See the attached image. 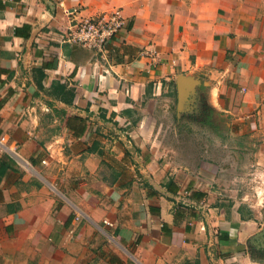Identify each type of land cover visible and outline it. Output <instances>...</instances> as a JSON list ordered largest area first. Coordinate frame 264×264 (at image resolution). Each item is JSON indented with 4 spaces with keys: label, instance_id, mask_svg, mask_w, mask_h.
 <instances>
[{
    "label": "crops",
    "instance_id": "crops-1",
    "mask_svg": "<svg viewBox=\"0 0 264 264\" xmlns=\"http://www.w3.org/2000/svg\"><path fill=\"white\" fill-rule=\"evenodd\" d=\"M204 90L230 166L164 127ZM0 134V264H264V0H0Z\"/></svg>",
    "mask_w": 264,
    "mask_h": 264
},
{
    "label": "built area",
    "instance_id": "built-area-1",
    "mask_svg": "<svg viewBox=\"0 0 264 264\" xmlns=\"http://www.w3.org/2000/svg\"><path fill=\"white\" fill-rule=\"evenodd\" d=\"M125 25L126 20L121 8H115L109 13L75 20L68 27L63 39L97 51H105ZM0 152L8 153L22 166L27 164L20 153L19 145L10 146L5 134H0ZM43 163H46V160H43Z\"/></svg>",
    "mask_w": 264,
    "mask_h": 264
},
{
    "label": "rangeland",
    "instance_id": "rangeland-1",
    "mask_svg": "<svg viewBox=\"0 0 264 264\" xmlns=\"http://www.w3.org/2000/svg\"><path fill=\"white\" fill-rule=\"evenodd\" d=\"M205 103H207L206 90L201 92L198 96L196 97L194 96L191 101H186L184 103L182 110H181V113H183V115H181V117L183 118L186 117V118L179 127H176V129L173 131V124H172L173 121L172 120L174 119V116L171 113L168 116V119H166V123L164 127L165 129H167L168 125L170 126L168 128V134H172V136L173 135L182 136L179 139V141L177 140L173 144L179 145L184 150L185 149L189 150V151L185 150L186 155H190L194 153L195 150L197 152H200L199 146H202V151H203L201 153L202 156H207V157L214 156L220 160L221 165L230 166L232 161L229 158V151H228V148L225 146V144H223L221 141L209 142L208 140H209L210 132H211L210 127L206 125H202L196 122L195 120L189 119L194 115H196L195 118L202 117V115H200L201 114L200 107H203ZM201 137L202 139H204L203 142H201L202 144H200V140H198V138L201 139ZM188 152H190V154H188ZM205 159H208V158H205ZM234 161H235V164L238 162L237 165L239 166H242L244 162L248 163V159L242 158V157L238 159L235 158ZM224 173L225 174L223 176L225 177L226 172Z\"/></svg>",
    "mask_w": 264,
    "mask_h": 264
},
{
    "label": "trees",
    "instance_id": "trees-1",
    "mask_svg": "<svg viewBox=\"0 0 264 264\" xmlns=\"http://www.w3.org/2000/svg\"><path fill=\"white\" fill-rule=\"evenodd\" d=\"M212 113H213V110L211 108L204 111L203 120H202V121H204L203 123H206L208 125L210 124V118L212 116ZM251 248H252V250H254V246H251ZM260 251L264 255V249L262 248ZM252 255H254L253 251H252Z\"/></svg>",
    "mask_w": 264,
    "mask_h": 264
}]
</instances>
